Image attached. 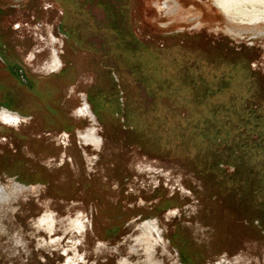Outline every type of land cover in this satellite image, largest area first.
I'll list each match as a JSON object with an SVG mask.
<instances>
[{
  "label": "rangeland",
  "instance_id": "rangeland-1",
  "mask_svg": "<svg viewBox=\"0 0 264 264\" xmlns=\"http://www.w3.org/2000/svg\"><path fill=\"white\" fill-rule=\"evenodd\" d=\"M221 2L0 0V110L33 113L0 124V264H264V0ZM215 151L228 166L205 188Z\"/></svg>",
  "mask_w": 264,
  "mask_h": 264
},
{
  "label": "trees",
  "instance_id": "trees-1",
  "mask_svg": "<svg viewBox=\"0 0 264 264\" xmlns=\"http://www.w3.org/2000/svg\"><path fill=\"white\" fill-rule=\"evenodd\" d=\"M65 12V16L63 17V19H62V21H61V25L59 26V28L61 29V31L62 32H66L68 29H70L69 27H70V25H69V27H68V24L67 25H65V23H66V21H68V18H69V15H68V12L67 11H64ZM67 33V32H66ZM63 34V33H62ZM70 34V32L68 33V35ZM125 38H127V37H125ZM133 40H134V42L133 41H131L132 43H135L136 45H138L139 47H140V41H138V40H136V39H134L133 38ZM5 66L7 67V63L5 62ZM16 68V67H15ZM15 68L14 67H11V65H10V67H7L6 69V71L7 72H9L10 73V75L14 78V79H16V81L17 82H19V84L22 86V87H24V88H26L27 90H29L31 93H33L34 91H38L37 90V88H38V85H39V83H41V85L43 86V83L42 82H39L38 83V79H30V78H28V77H24V76H21V75H18L17 74V71H16V73H15ZM66 70L62 73L63 74V76H62V74L61 75H58V76H54L55 78H53L54 80L57 78V79H64V76H65V74H66ZM34 78V77H33ZM260 79V78H259ZM264 80L263 79H261L260 80V82H261V85L264 87V82H263ZM110 83V82H109ZM109 83H108V86L107 87H109ZM112 83H114L113 82V80H112ZM44 84H46V85H44V87L45 88H47V90H50L51 91V96L53 97V94H54V91H55V89H54V87H55V85L54 86H52L51 85V83H44ZM58 84H56V86H57ZM112 84L110 83V86H111ZM44 87H41V88H44ZM57 87H59V86H57ZM48 88H50V89H48ZM57 89H60V88H57ZM111 89V88H110ZM200 89V88H199ZM45 90V89H44ZM201 91H205L203 88L202 89H200ZM2 91H4V90H2ZM121 92H124V85L122 84V89H121ZM35 93V92H34ZM110 95H112V93H109ZM37 98H38V96L37 95H35ZM42 96V95H41ZM113 96V95H112ZM115 96H116V94H115ZM256 100L258 99L259 101H260V94H257L256 96ZM113 99L114 98H111V100H109L108 99V102L109 103H111V104H113ZM119 99V98H118ZM262 99V98H261ZM255 100V101H256ZM120 102V101H119ZM9 103V102H8ZM257 103V102H256ZM91 105L95 108V114L96 115H98V116H100V114H102V113H104L105 112V110H102V109H104V106L102 105V106H100V104H92L91 103ZM49 106V105H48ZM123 106H124V110L126 111V113H128V111H127V109H128V103H127V101H126V99H125V101H124V104H123ZM4 108H8L11 112H17L19 115H22V116H24V117H30V116H32L33 115V113H32V111H31V109L30 110H19V109H17V108H15V107H13V105L11 104L10 105V103L9 104H7V103H5V107ZM98 110V111H97ZM35 110H33V112H34ZM101 111H102V113H101ZM118 110H116V112H117ZM35 113H41V114H44L45 115V117L46 118H49V117H52L53 119H51L52 120V122L55 124V121H56V119L57 118H59V120H57V121H60L61 120V118H60V109L58 108V107H56V108H54V107H45L44 108V110H42V111H36V112H34V114ZM169 113H171L172 114V112H169ZM32 114V115H31ZM127 119V118H126ZM147 121V120H146ZM67 122L69 123V121L67 120ZM102 122V121H101ZM52 123V127L51 128H53V129H55V127H54V124ZM137 123L135 122V126L133 125V126H131L132 127V133L134 134V132L135 133H137L138 135H139V132H138V128H137ZM65 127H66V124H65ZM136 138V137H135ZM126 139H127V141L126 142H129L130 144H134V143H141L140 142V138H139V136H137V141L136 140H129V138H128V136H126ZM119 142H121V144L124 142V139L123 138H121V141H119ZM216 146H217V150H219L220 149V147L218 146V144H216ZM215 152H217V151H215ZM226 155V156H222V155ZM210 156V158H208L207 156V160H212V161H210L209 160V163H208V161L207 160H204V161H207V164H208V170H209V172H206V171H200V172H197V175L199 176L198 178L199 179H202L203 180V183H204V185L205 186H203V187H205L206 188V185H207V183H212V181L214 180L213 179V177H212V175H211V173L212 172H214L213 170H216L217 168L219 169L221 166H228V159H227V156H228V154L226 153V151H219V152H217V153H213V154H211V155H209ZM206 157L204 158V159H206ZM225 157V158H224ZM20 163V162H19ZM19 168H20V172L18 173V174H20V176H21V178L22 177H24L23 175H22V173H24L26 176H27V179H25V182H27V183H31V182H34V183H38V182H40V183H44L45 182V180L46 179H44L43 180V173L41 172V171H38L37 173H35V174H33L32 175V173L30 172V169H27V170H24L23 168H24V164L21 162L20 163V166H19ZM219 170H222V169H219ZM28 171V172H27ZM212 171V172H211ZM27 173V174H26ZM253 174V173H252ZM28 175H30V176H32V177H34L35 178V180H32V179H30V177L28 176ZM253 177H256V175H254ZM33 178V179H34ZM232 178H233V176H232ZM209 179H212V180H209ZM202 180H200V181H202ZM222 181V180H221ZM256 180L252 183V190L253 191H256L255 189V187H253L256 183ZM215 185V184H214ZM250 196H252V195H250ZM168 206H170V205H168ZM167 206V207H168ZM262 212L264 213V209H262ZM251 222V221H250ZM251 223H253V222H251ZM259 227H260V229H261V231L262 232H264V221H262L261 220V222H260V225H259ZM255 229V228H254ZM259 229V228H258ZM259 229V230H260ZM260 231V232H261ZM179 232V230L174 234V235H176L177 233ZM173 235V236H174ZM174 241H177V242H183V241H186V243H189L190 244V240L189 239H187V237H183V236H181L179 233L176 235V237H175V239H174ZM184 246H185V244H184ZM190 246H191V244H190Z\"/></svg>",
  "mask_w": 264,
  "mask_h": 264
},
{
  "label": "flooded vegetation",
  "instance_id": "flooded-vegetation-1",
  "mask_svg": "<svg viewBox=\"0 0 264 264\" xmlns=\"http://www.w3.org/2000/svg\"><path fill=\"white\" fill-rule=\"evenodd\" d=\"M48 68V70L50 71V72H52V73H55V72H57L58 71V69H59V67H60V61H59V59H58V57H57V55H56V53L54 52V54H53V57H52V60L50 61V63L48 64V66H47ZM5 92V91H4ZM3 92V93H4ZM5 94V93H4ZM87 108V112H85L86 113V115L89 117V118H91V120L93 121V116H92V114H91V111H89L88 110V107H86ZM88 113V114H87ZM90 113V114H89ZM0 114H10V115H12V116H15V117H17V119H19L18 118V113H13V112H10V111H4L3 109H1L0 110ZM18 114V115H17ZM20 116V115H19ZM21 117V116H20ZM22 118V121L23 120H30V118H32V117H21ZM29 118V119H28ZM1 121V120H0ZM21 121V122H22ZM2 126H4V127H8V126H6V125H4V124H2V123H0ZM16 124H20V119H19V121L17 120L15 123H8V125H11V126H16ZM9 128H13V127H9ZM91 133H93L92 132V129H89V131H88V133H87V135L86 136H84V138L82 137V139H84L83 141L84 142H88L89 144H90V142H96L97 143V148L99 149V145H100V142H99V137H96V136H94V134H93V138H92V136L90 135ZM80 139H81V137H80ZM4 157H7L5 154L0 158V163H4V160L6 159V158H4ZM14 159H15V157H14ZM20 160H22V159H20ZM23 161V160H22ZM24 164V170H27V169H29L28 167H27V165H26V163H23ZM38 171H40V170H37L36 172H33V170H31L30 169V172L32 173V174H35V173H37ZM167 211H169V210H167ZM166 211V212H167ZM145 224L146 223H144L141 227H140V229H141V232H144V229H146L147 227L145 226ZM43 225V222H42V220L41 221H39V226H42ZM179 230V228H177V229H175V231L174 232H177ZM151 233V232H150Z\"/></svg>",
  "mask_w": 264,
  "mask_h": 264
},
{
  "label": "bare ground",
  "instance_id": "bare-ground-1",
  "mask_svg": "<svg viewBox=\"0 0 264 264\" xmlns=\"http://www.w3.org/2000/svg\"><path fill=\"white\" fill-rule=\"evenodd\" d=\"M213 2L215 3V6H216V8L218 9V10H224V11H226V14H227V10L229 9V4H228V2H221V0L219 1V0H213ZM225 8L227 9V10H225ZM228 12H229V10H228ZM225 13V12H224ZM262 20V19H261ZM263 21V20H262ZM258 22V21H257ZM0 120L2 121V122H4V123H6V124H4V125H7L8 123H15L18 119H17V117H15V116H12V115H10V114H0ZM0 201H1V203L3 202V201H7V195L5 194V192L4 191H0ZM147 227H148V225H147ZM151 228H152V226H151Z\"/></svg>",
  "mask_w": 264,
  "mask_h": 264
},
{
  "label": "crops",
  "instance_id": "crops-1",
  "mask_svg": "<svg viewBox=\"0 0 264 264\" xmlns=\"http://www.w3.org/2000/svg\"><path fill=\"white\" fill-rule=\"evenodd\" d=\"M60 61V60H59ZM61 66V65H60ZM9 73V72H8ZM10 74V73H9ZM54 74H52L51 76H53ZM12 77V76H11ZM13 78V77H12ZM79 110L80 109H77V111L75 112V116L77 117V118H79V119H85V118H81V115L79 114ZM77 136V139H78V134H76ZM79 140V139H78ZM81 143V142H80ZM82 144V143H81ZM83 145V144H82ZM92 148H94L93 147V144H89ZM88 147V146H87ZM95 149H97V148H95Z\"/></svg>",
  "mask_w": 264,
  "mask_h": 264
}]
</instances>
